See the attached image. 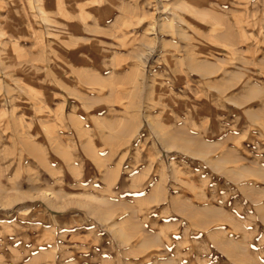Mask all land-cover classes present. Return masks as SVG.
<instances>
[{
	"label": "rangeland",
	"instance_id": "obj_1",
	"mask_svg": "<svg viewBox=\"0 0 264 264\" xmlns=\"http://www.w3.org/2000/svg\"><path fill=\"white\" fill-rule=\"evenodd\" d=\"M0 264H264V0H0Z\"/></svg>",
	"mask_w": 264,
	"mask_h": 264
}]
</instances>
